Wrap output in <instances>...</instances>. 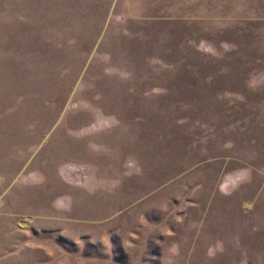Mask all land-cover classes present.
I'll list each match as a JSON object with an SVG mask.
<instances>
[{
	"label": "rangeland",
	"instance_id": "obj_1",
	"mask_svg": "<svg viewBox=\"0 0 264 264\" xmlns=\"http://www.w3.org/2000/svg\"><path fill=\"white\" fill-rule=\"evenodd\" d=\"M130 1L0 0V264H264V0Z\"/></svg>",
	"mask_w": 264,
	"mask_h": 264
},
{
	"label": "crops",
	"instance_id": "obj_2",
	"mask_svg": "<svg viewBox=\"0 0 264 264\" xmlns=\"http://www.w3.org/2000/svg\"><path fill=\"white\" fill-rule=\"evenodd\" d=\"M127 3L112 0L111 5L119 9ZM139 6L128 5L113 23L112 18L105 19L99 36H192V0H139Z\"/></svg>",
	"mask_w": 264,
	"mask_h": 264
}]
</instances>
